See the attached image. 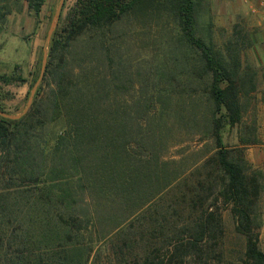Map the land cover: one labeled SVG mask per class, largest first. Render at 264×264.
<instances>
[{"label":"trees","instance_id":"trees-1","mask_svg":"<svg viewBox=\"0 0 264 264\" xmlns=\"http://www.w3.org/2000/svg\"><path fill=\"white\" fill-rule=\"evenodd\" d=\"M27 1L38 18L45 0ZM205 1L77 0L62 13L29 112L19 120L0 116V264H208L222 224L200 209L210 200L204 194L215 189L214 201L230 208L244 238L242 264H264V172L252 171L243 153L222 139L224 128L243 122L248 75L238 51L226 55L199 35ZM133 21L165 32L174 27L186 49L185 67L206 88L196 108L207 112L216 144L211 173L194 191L171 199L152 200L154 183L168 169L152 148L166 128L159 104L171 93L147 91L128 110L119 101L126 85L119 68L110 78L91 66L79 72L68 66L77 41L96 34L108 57L106 33ZM0 83L27 79L4 74ZM0 110L6 112L2 99Z\"/></svg>","mask_w":264,"mask_h":264},{"label":"rangeland","instance_id":"rangeland-1","mask_svg":"<svg viewBox=\"0 0 264 264\" xmlns=\"http://www.w3.org/2000/svg\"><path fill=\"white\" fill-rule=\"evenodd\" d=\"M60 1L45 0L37 18L27 0H0V75L16 73L27 79L25 84L0 83V99L10 115L23 113L28 105ZM76 1H65L63 17ZM166 32L157 24L148 28L136 21L127 22L106 33L108 57L94 39L96 34L90 35L92 40L77 41L68 56V66L77 72L91 66L96 68V75L102 73L112 78L119 68L120 78L126 83L119 101L125 109L130 110L147 91L171 93L170 99L159 104L164 107L166 128L152 148L155 160L164 162L168 169L166 175H160L162 181L154 183L152 200L194 191L199 180L210 175L209 161L216 152V144L206 128L207 112L201 104L196 108V100L203 97L206 88L185 67L186 58L182 56L186 49L178 43L174 27L169 25ZM199 35L215 43L218 51L226 55L229 48L239 52L241 71L248 75L243 122L224 128L222 139L228 149L243 153L252 171L264 172V127L258 129L255 121L258 115L264 119V66L255 64L264 60V20L251 13L245 0H206L199 11ZM133 97L136 98L132 101ZM193 114L197 115L195 122L190 120ZM248 140L254 142H244ZM217 192H206L204 197L210 200L200 209V213L210 209L222 224L217 248L209 252L208 264H242L244 238L236 232L230 208L214 201ZM261 207L259 245L264 252V196ZM215 240L218 241V235Z\"/></svg>","mask_w":264,"mask_h":264},{"label":"water","instance_id":"water-1","mask_svg":"<svg viewBox=\"0 0 264 264\" xmlns=\"http://www.w3.org/2000/svg\"><path fill=\"white\" fill-rule=\"evenodd\" d=\"M65 1L66 0H61L59 6L57 8L56 14H55V16L53 18V21H52V24H51V27H50V30H49V33H48V36H47V44L50 43V41L52 39V36H53L54 32L56 31V29H57V27L59 25ZM47 63H48V50L45 49L44 50V57H43V61H42V67H41V72H40L39 79L37 80L35 86L33 87V90H32V92L30 94V98H29V101H28V105H27L26 109L23 111V113H21L19 115H10V114L0 110V116L1 117L6 118V119H10V120H19V119L24 117L29 112L30 108L32 107L36 92H37L41 82L43 81V79L45 77Z\"/></svg>","mask_w":264,"mask_h":264},{"label":"built area","instance_id":"built-area-1","mask_svg":"<svg viewBox=\"0 0 264 264\" xmlns=\"http://www.w3.org/2000/svg\"><path fill=\"white\" fill-rule=\"evenodd\" d=\"M245 3L253 15L260 16L264 20V0H245Z\"/></svg>","mask_w":264,"mask_h":264},{"label":"crops","instance_id":"crops-1","mask_svg":"<svg viewBox=\"0 0 264 264\" xmlns=\"http://www.w3.org/2000/svg\"><path fill=\"white\" fill-rule=\"evenodd\" d=\"M260 17V16H259ZM260 19H262L263 20V18L262 17H260ZM260 25H261V23H259ZM255 64L257 65V66H259V65H263L264 66V60H262V61H256L255 62ZM256 121V127L259 129H261L262 127H264V119L262 120V118L260 117V115H258V118L255 120Z\"/></svg>","mask_w":264,"mask_h":264}]
</instances>
